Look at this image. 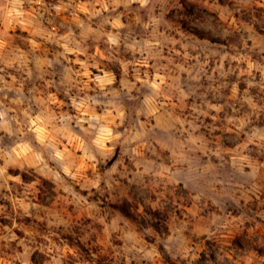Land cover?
Returning <instances> with one entry per match:
<instances>
[{"label":"clouds","instance_id":"9594fccd","mask_svg":"<svg viewBox=\"0 0 264 264\" xmlns=\"http://www.w3.org/2000/svg\"><path fill=\"white\" fill-rule=\"evenodd\" d=\"M0 264H264V0H0Z\"/></svg>","mask_w":264,"mask_h":264}]
</instances>
